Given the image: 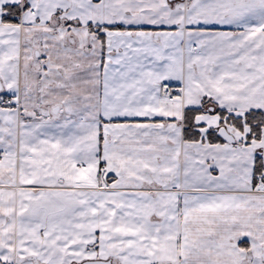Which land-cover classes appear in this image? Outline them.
Returning <instances> with one entry per match:
<instances>
[{
	"label": "snow or ice",
	"instance_id": "6c2138e0",
	"mask_svg": "<svg viewBox=\"0 0 264 264\" xmlns=\"http://www.w3.org/2000/svg\"><path fill=\"white\" fill-rule=\"evenodd\" d=\"M0 264H264V0H0Z\"/></svg>",
	"mask_w": 264,
	"mask_h": 264
}]
</instances>
